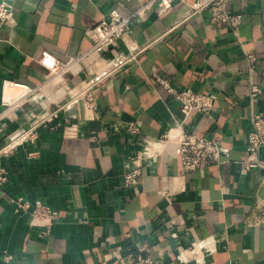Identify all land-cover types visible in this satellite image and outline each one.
I'll return each mask as SVG.
<instances>
[{"label":"crops","instance_id":"1","mask_svg":"<svg viewBox=\"0 0 264 264\" xmlns=\"http://www.w3.org/2000/svg\"><path fill=\"white\" fill-rule=\"evenodd\" d=\"M11 1L14 16L0 26V149L31 120L58 116L57 127L41 126L33 144L0 152L7 177L0 264H124L137 251L162 264H264V145L261 165L244 167L252 114L264 113V0H228L243 14L238 35L211 22L208 8L194 9L208 0H175L161 13L155 5L92 63L93 71L108 72L94 86L95 109L85 99L57 106L71 103L72 86L94 77L84 64L47 81L41 60L86 54L89 29L141 0ZM116 61L122 65L113 70ZM162 77L214 94L213 107L184 114ZM20 83L33 90L6 107L3 97L20 94ZM70 124L78 127L74 135L66 134ZM183 131L220 140L229 161L185 170L177 151ZM163 135V151L147 155L146 141ZM137 155L142 179L125 186ZM14 197L30 206L18 209ZM36 200L57 212L49 225L32 213ZM194 243L203 246L199 259L181 261Z\"/></svg>","mask_w":264,"mask_h":264},{"label":"built area","instance_id":"2","mask_svg":"<svg viewBox=\"0 0 264 264\" xmlns=\"http://www.w3.org/2000/svg\"><path fill=\"white\" fill-rule=\"evenodd\" d=\"M175 0H141L139 6L130 12L129 14H123L118 10H112L104 18L96 24L94 27L88 30L89 35L93 39V45L91 50L81 56L70 58L66 61L56 60L44 56L42 58L43 65L48 69L46 74V80H58L64 78V76L78 69V66L82 63L86 66L90 75L94 77L86 81V85L75 84L69 90L70 102L57 104L61 107H69L71 104H78L81 100H86L88 108H96L95 97V84L101 80L106 72L93 71L92 63L96 62L102 57L104 52L115 43V41L123 37L135 24L140 20L151 8L155 5L159 6V13L170 8ZM194 9L208 8L210 20L216 24H227L231 26V29L236 35L239 34V28L243 22V14L240 12H233L228 7V0H208L205 4L195 2L193 4ZM15 8L11 0H0V26L6 23L14 16ZM253 57V56H252ZM122 63L115 62L113 70L118 69ZM161 84L167 90L169 94L175 97L179 104L180 110L184 114H190L192 112H204L208 113L214 105L215 95L209 92H202L193 90L190 87H179L174 84L170 78H159ZM24 87L22 92L15 96L14 94L7 97H3V104L6 107H11L14 104L20 102V99L33 89L29 84H18ZM258 88H254L253 94H257ZM58 116L56 111H52L51 114L45 113L41 118L33 119L25 127H21L13 131L5 140L4 145L1 147L0 152L6 153L13 151L15 148L24 144H33L36 142L39 135V128L41 126L57 127L53 122L54 117ZM253 127L248 132L247 150L248 156L244 160V167H255L261 165L259 159V150L264 145V113L253 112L252 114ZM133 133L140 132L138 125H132L130 127ZM66 134L74 135L78 131V127L75 124L66 126ZM168 137L163 135L159 140L150 139L146 141L145 152L147 155H156L163 151V146ZM181 155L183 166L187 171L204 170L211 164H221L229 161V150L218 139L210 138L206 135L193 132L183 131L180 135V146L177 149ZM142 156L137 155L133 157L135 167L124 174L125 186H132L138 184L143 176L142 169ZM7 179L5 171L0 167V184L4 183ZM18 209L29 207L30 202L26 201L23 197H14L11 199ZM33 214L35 217H39L40 214H50L51 218L55 217L57 212L50 209L41 200L34 202ZM43 205L45 207H43ZM203 248L200 243H194L186 250L179 253L178 258L183 262H189L193 259H199V249ZM124 264H162L153 257L149 252L143 253L141 251L130 252L125 256Z\"/></svg>","mask_w":264,"mask_h":264},{"label":"rangeland","instance_id":"3","mask_svg":"<svg viewBox=\"0 0 264 264\" xmlns=\"http://www.w3.org/2000/svg\"><path fill=\"white\" fill-rule=\"evenodd\" d=\"M44 205H46V204H44ZM44 205H43V207H45ZM46 206L49 207L48 205H46ZM50 209H52V208H50ZM52 210H54V209H52ZM32 213H33V211H32ZM56 216H57V214H56ZM55 217H52L51 218V215L50 214H45V213L44 214H40L39 217H38L39 218V223L41 222V220H47L46 222H48V225H49V223H51V220H53V218H55ZM46 231H47V229H46ZM46 231H44V232L46 233Z\"/></svg>","mask_w":264,"mask_h":264}]
</instances>
